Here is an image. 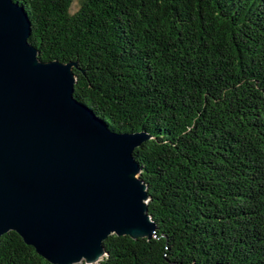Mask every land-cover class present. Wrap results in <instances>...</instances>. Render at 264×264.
Listing matches in <instances>:
<instances>
[{"label":"trees","instance_id":"1","mask_svg":"<svg viewBox=\"0 0 264 264\" xmlns=\"http://www.w3.org/2000/svg\"><path fill=\"white\" fill-rule=\"evenodd\" d=\"M14 1L39 59L75 63V97L148 135L155 233L109 235L98 264H264V0ZM0 264L55 263L11 230Z\"/></svg>","mask_w":264,"mask_h":264},{"label":"water","instance_id":"2","mask_svg":"<svg viewBox=\"0 0 264 264\" xmlns=\"http://www.w3.org/2000/svg\"><path fill=\"white\" fill-rule=\"evenodd\" d=\"M30 36L24 7L0 0V236L55 264L100 261L109 235L155 233L134 156L148 135L110 129L75 97V63L42 61Z\"/></svg>","mask_w":264,"mask_h":264},{"label":"bare ground","instance_id":"3","mask_svg":"<svg viewBox=\"0 0 264 264\" xmlns=\"http://www.w3.org/2000/svg\"><path fill=\"white\" fill-rule=\"evenodd\" d=\"M144 202H146V200ZM127 232H132L135 236H137V235H141V234H143V235L146 234L147 230L145 228H142V227H134L133 226V227L127 228V229L122 231V233H127ZM86 257L89 260V263H92V264L96 263L99 260L98 251L94 250L90 253H87L86 256L82 255V256L78 257L74 262L82 261Z\"/></svg>","mask_w":264,"mask_h":264},{"label":"rangeland","instance_id":"4","mask_svg":"<svg viewBox=\"0 0 264 264\" xmlns=\"http://www.w3.org/2000/svg\"><path fill=\"white\" fill-rule=\"evenodd\" d=\"M78 3H79V0H74V1H73V5H72V11H73V12L77 10V8H78ZM84 261H86V262L88 263L87 260H82L81 262H84ZM81 262H79V263H81ZM98 262H99V261H98ZM98 262L93 263V264H98Z\"/></svg>","mask_w":264,"mask_h":264}]
</instances>
